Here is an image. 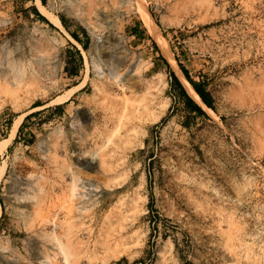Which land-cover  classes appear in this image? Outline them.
Here are the masks:
<instances>
[{
    "label": "rangeland",
    "instance_id": "1",
    "mask_svg": "<svg viewBox=\"0 0 264 264\" xmlns=\"http://www.w3.org/2000/svg\"><path fill=\"white\" fill-rule=\"evenodd\" d=\"M43 5L0 0V264H264V0H145L220 125L137 0Z\"/></svg>",
    "mask_w": 264,
    "mask_h": 264
},
{
    "label": "bare ground",
    "instance_id": "2",
    "mask_svg": "<svg viewBox=\"0 0 264 264\" xmlns=\"http://www.w3.org/2000/svg\"><path fill=\"white\" fill-rule=\"evenodd\" d=\"M139 5V11L141 13V16L144 20L145 27L149 33V35L152 37V39L155 41V43L158 45L161 54L163 57L168 61L169 65L171 66L173 72L181 79L183 82V85L188 93V95L199 105L201 108L216 122L221 124L218 116L216 113L208 108L203 101L201 100L200 96L197 94L193 86L188 82V80L183 75L182 71L180 70L173 54L170 48V45L168 41L163 37L162 33L159 30V27L154 22L153 18L151 17L149 11L147 10L145 6V0H137ZM36 7L38 11L43 15L50 23H52L55 27H57L60 30H64V27L60 21V18L56 15H54L51 11H49L41 2V0H36ZM71 42L78 46L81 50L82 47L72 38L70 37ZM88 75L85 76L84 80L79 86H75L71 89H69L63 96L59 97L57 100L59 101V104L67 103V101L74 95L78 89L83 88L87 84ZM24 116H19L12 124L10 129V135L8 139L4 142L0 143V157L3 154L4 149H6L15 139L16 134L19 130V127L23 121ZM6 169V164L1 163L0 161V183L4 177ZM91 186V185H89ZM74 191V190H73ZM72 191V192H73ZM1 215V210H0Z\"/></svg>",
    "mask_w": 264,
    "mask_h": 264
},
{
    "label": "trees",
    "instance_id": "3",
    "mask_svg": "<svg viewBox=\"0 0 264 264\" xmlns=\"http://www.w3.org/2000/svg\"><path fill=\"white\" fill-rule=\"evenodd\" d=\"M43 3H45V0H42ZM31 11L38 16L42 21H44L45 23L49 24L50 26H52L36 9V7H33L31 9ZM62 23L64 24L63 20L61 19ZM73 38L75 40L78 41V37L73 35ZM156 47V45H155ZM84 49L86 50V46L84 47ZM181 70L185 76V78L188 80V82L193 86V88L195 89V91L197 92V94L200 96L201 100L203 101V103L210 109H212L214 111V106L212 103V99L209 93H207L202 87L201 85L197 84L196 82H194L188 72L181 67ZM171 77L173 79V85L177 88V90L179 91L181 97L183 98V100L185 101L186 105L188 107L191 108V110L196 113L197 115L201 116V117H205L206 114L204 113V111L194 103V101L188 96L186 90L184 89L183 85L181 84V82L178 80V78L176 77V75L174 73H171Z\"/></svg>",
    "mask_w": 264,
    "mask_h": 264
},
{
    "label": "crops",
    "instance_id": "4",
    "mask_svg": "<svg viewBox=\"0 0 264 264\" xmlns=\"http://www.w3.org/2000/svg\"><path fill=\"white\" fill-rule=\"evenodd\" d=\"M41 2H42V0H41ZM43 3V2H42ZM38 11V10H37ZM39 12V11H38ZM45 18V17H44ZM60 21H61V19H60ZM61 23H62V21H61ZM62 25H63V23H62ZM73 38V37H72ZM74 39V38H73ZM75 40V39H74ZM82 48H83V50H85L84 49V47L85 46H87V44L85 43V42H83V40H81L80 38H78V41L77 40H75ZM163 56V55H162ZM161 56V60H163V61H165V59H164V57H162ZM159 62H160V60H156L155 61V63L153 64L154 66H158L159 65ZM165 62H168L167 60L165 61ZM167 64H169V63H167ZM175 74V73H174ZM176 77H177V75H176ZM178 78V77H177ZM179 80V79H178ZM180 81V80H179ZM182 84V83H181ZM184 87V86H183ZM189 96V95H188ZM190 97V96H189ZM191 98V97H190ZM192 99V98H191ZM193 100V99H192ZM194 101V100H193ZM194 103L196 104V105H198L195 101H194ZM199 106V105H198ZM200 108H201V106H199ZM37 108V107H36ZM202 109V108H201ZM203 110V109H202ZM204 111V110H203ZM204 113L206 114V112L204 111ZM18 132H19V130H18ZM19 134V133H18ZM17 138V135H16V137H15V139ZM14 139V140H15ZM0 208H1V210H2V214H3V209H2V206H0ZM3 216V215H2ZM2 216L0 217V220L2 219Z\"/></svg>",
    "mask_w": 264,
    "mask_h": 264
}]
</instances>
